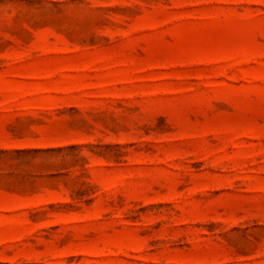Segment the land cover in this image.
I'll return each mask as SVG.
<instances>
[{"label": "rangeland", "instance_id": "rangeland-1", "mask_svg": "<svg viewBox=\"0 0 264 264\" xmlns=\"http://www.w3.org/2000/svg\"><path fill=\"white\" fill-rule=\"evenodd\" d=\"M0 264H264V0H0Z\"/></svg>", "mask_w": 264, "mask_h": 264}]
</instances>
